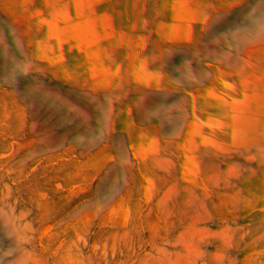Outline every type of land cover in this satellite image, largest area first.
I'll use <instances>...</instances> for the list:
<instances>
[{"label":"rangeland","instance_id":"rangeland-1","mask_svg":"<svg viewBox=\"0 0 264 264\" xmlns=\"http://www.w3.org/2000/svg\"><path fill=\"white\" fill-rule=\"evenodd\" d=\"M0 264H264V0H0Z\"/></svg>","mask_w":264,"mask_h":264}]
</instances>
